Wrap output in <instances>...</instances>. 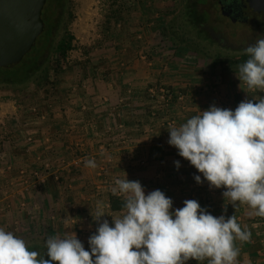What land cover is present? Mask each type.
I'll return each instance as SVG.
<instances>
[{
  "label": "crops",
  "instance_id": "1",
  "mask_svg": "<svg viewBox=\"0 0 264 264\" xmlns=\"http://www.w3.org/2000/svg\"><path fill=\"white\" fill-rule=\"evenodd\" d=\"M146 42L128 41L116 52L90 53L72 62L67 57L68 67L57 85L47 89L41 106L33 105L27 112L23 129L8 137V154L0 151V158L9 159L0 164V186H8L10 200L16 203L18 191H23L22 202L32 213L27 217L47 223L52 235L75 232L89 247V237L98 227L91 207L101 201L110 214L122 215V208L111 205V197L123 201L122 194L112 193L114 181L138 180L146 193L163 191L173 200V209L195 199L215 216L235 215L252 233L249 241L236 242L238 264H264V217L254 215L247 204H229L225 188H212L206 180L197 183L194 176L202 174L168 144L167 129L213 104L234 110L244 100L264 98V93L241 83L236 74L239 61L224 69L214 61V69L201 55L179 50L166 54ZM158 84L183 98L157 109L149 87ZM0 106V121H5L18 104ZM87 159H95L97 167H86ZM175 161H180L179 168ZM6 167L9 177L3 181ZM103 219L112 221L111 216ZM188 264L200 262L191 259Z\"/></svg>",
  "mask_w": 264,
  "mask_h": 264
},
{
  "label": "clouds",
  "instance_id": "2",
  "mask_svg": "<svg viewBox=\"0 0 264 264\" xmlns=\"http://www.w3.org/2000/svg\"><path fill=\"white\" fill-rule=\"evenodd\" d=\"M248 59L236 71L241 83L264 93V38L245 49ZM168 144L188 160L212 188H225V201L247 204L264 217V98L247 99L233 109L213 104L178 126L167 127ZM86 167L95 168V159ZM179 168L180 161H175ZM203 177V179H202ZM113 195L122 194L120 216L97 201L91 216L98 222L89 250L72 234L49 236L43 254L0 227V264H238L237 241L252 237L237 217L215 216L195 199L173 209V200L156 189L146 193L140 181L116 178ZM111 216L112 221L101 218ZM45 254L48 259L45 258Z\"/></svg>",
  "mask_w": 264,
  "mask_h": 264
},
{
  "label": "rangeland",
  "instance_id": "3",
  "mask_svg": "<svg viewBox=\"0 0 264 264\" xmlns=\"http://www.w3.org/2000/svg\"><path fill=\"white\" fill-rule=\"evenodd\" d=\"M204 1L64 0L54 14L49 43L31 66L28 82L15 87L0 85V105L3 102L18 104L10 118L12 122L8 119L0 121V151L8 154L10 134L23 129L28 123L27 112L32 111L33 105L41 106L47 89L57 85L59 74L68 67L67 59L63 61L57 45L72 34L75 46L67 53L70 57L68 61L90 53L116 52L123 46L121 43L132 40L147 41L146 44H151V47L158 45L155 47L166 54L179 50L201 55L212 66L214 61L217 65L220 63L223 69L231 62L246 61V47L254 44L256 39L264 38V22L252 26L234 23L223 16L216 1L212 3L210 0L211 5L204 4ZM36 49L34 45L32 50ZM32 58L26 54L14 67V71L20 69L16 72L18 78L26 77L29 69L27 62ZM3 110L0 106V115ZM14 121L18 127L13 126ZM5 159L0 158L1 165H4ZM8 170L6 167L3 172V181L9 177ZM10 191L5 184L0 186V227L23 238L32 250L44 252L46 240L52 236L47 230L48 224L29 219L27 215L32 217V213H27L29 209L22 202L23 191H18L17 203L14 199L10 200ZM85 248L89 250V247Z\"/></svg>",
  "mask_w": 264,
  "mask_h": 264
},
{
  "label": "water",
  "instance_id": "4",
  "mask_svg": "<svg viewBox=\"0 0 264 264\" xmlns=\"http://www.w3.org/2000/svg\"><path fill=\"white\" fill-rule=\"evenodd\" d=\"M222 13L245 25L264 21V0H229ZM47 0H0V67L14 68L45 30L42 17ZM240 10V16L235 14ZM238 15V16H237Z\"/></svg>",
  "mask_w": 264,
  "mask_h": 264
},
{
  "label": "trees",
  "instance_id": "5",
  "mask_svg": "<svg viewBox=\"0 0 264 264\" xmlns=\"http://www.w3.org/2000/svg\"><path fill=\"white\" fill-rule=\"evenodd\" d=\"M64 0H47V3L44 7V11L42 14V17L44 19V22L46 24L45 30L43 31V33L38 37L37 42H36V46L37 49L34 51L32 50L31 52H29V56L33 58L27 62V65L29 67L28 69V74L26 75V77L20 79L17 77L16 72H20V69H17L19 71H14V68H3L0 67V85H7L9 87H15V86H23L24 84H26L31 76V66L33 65V63L35 62V60L37 58H39V55L41 54V52L43 51V49L47 46V44L49 43V39H50V35L52 33V29H53V24H54V14L57 10V8L59 7L60 4H62ZM75 36L72 34L67 38L62 39L58 45L57 48L59 49V52L61 53V57L63 59V61H65L68 57L67 53L69 52V50H71L72 48H74V41ZM242 63V62H241ZM13 69V71H12ZM20 88V87H19ZM169 88V87H168ZM171 91L172 89L169 88ZM122 203L123 201L120 200L118 197H111V205L113 209H121L122 208ZM44 252H41V254H43ZM45 256H47L45 254Z\"/></svg>",
  "mask_w": 264,
  "mask_h": 264
},
{
  "label": "built area",
  "instance_id": "6",
  "mask_svg": "<svg viewBox=\"0 0 264 264\" xmlns=\"http://www.w3.org/2000/svg\"><path fill=\"white\" fill-rule=\"evenodd\" d=\"M149 94L152 101L158 106L157 109H164L168 103L175 97L180 100L183 98L182 93L178 95L171 91L165 84L152 85L149 87Z\"/></svg>",
  "mask_w": 264,
  "mask_h": 264
},
{
  "label": "flooded vegetation",
  "instance_id": "7",
  "mask_svg": "<svg viewBox=\"0 0 264 264\" xmlns=\"http://www.w3.org/2000/svg\"><path fill=\"white\" fill-rule=\"evenodd\" d=\"M214 1H216V3H217V5L220 7V11H221V13H222V10H221V7H222V4H223V2H225V3H230V1L229 0H223V2H222V0H214ZM213 0H212V3L214 2ZM205 3H209L210 5L212 4L211 2H210V0H206V1H204V4ZM235 14H238L237 16L238 17H241L240 16V13H241V11L240 10H235V12H234ZM223 14V13H222ZM223 16L225 17V18H227L229 21H232V19L230 18V17H228V16H226V15H224L223 14ZM233 22V21H232ZM241 23L240 21H236V22H234V23ZM262 22H264V21H258L257 23H255V24H252V25H259L260 23H262ZM241 24H243V23H241ZM245 25V24H244ZM251 25V26H252ZM246 26H248V25H246ZM250 26V25H249Z\"/></svg>",
  "mask_w": 264,
  "mask_h": 264
}]
</instances>
